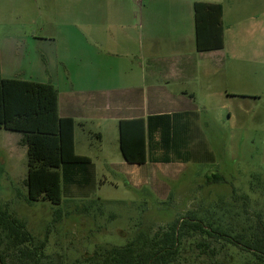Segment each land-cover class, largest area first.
I'll list each match as a JSON object with an SVG mask.
<instances>
[{"label": "crops", "instance_id": "0c3cea01", "mask_svg": "<svg viewBox=\"0 0 264 264\" xmlns=\"http://www.w3.org/2000/svg\"><path fill=\"white\" fill-rule=\"evenodd\" d=\"M196 3L222 6V48L199 50ZM0 34L2 77L57 89L59 116L75 121L78 156L124 159L121 121L184 115L177 123L188 130L182 153L165 147L155 127L147 162L118 164L134 188L148 184L145 169L216 158L200 113L216 111L222 123L228 111L230 124L232 108L264 94V21L232 12L226 0H0ZM108 133L118 137L112 149L104 144ZM88 189L66 192L76 198Z\"/></svg>", "mask_w": 264, "mask_h": 264}, {"label": "rangeland", "instance_id": "374dc122", "mask_svg": "<svg viewBox=\"0 0 264 264\" xmlns=\"http://www.w3.org/2000/svg\"><path fill=\"white\" fill-rule=\"evenodd\" d=\"M226 7L264 21V0H226ZM230 111V124H224L228 111L222 123L216 111L200 113L216 155L212 162L145 169L141 175H148V184L134 188L128 172L118 166L123 158H91L95 166L89 194H63L59 205L29 200L27 147L19 143L23 135L0 129V209L26 223L34 236L29 248H38L41 264H78L95 252L125 245L140 231L153 235L188 212L233 234L249 233L258 216L264 221V94L241 111ZM116 140L108 133L104 144L112 149ZM213 173L224 181L208 183ZM0 239L7 264L27 260L7 247L3 233ZM175 264L259 263L240 248L193 235L183 240Z\"/></svg>", "mask_w": 264, "mask_h": 264}, {"label": "trees", "instance_id": "16d2710c", "mask_svg": "<svg viewBox=\"0 0 264 264\" xmlns=\"http://www.w3.org/2000/svg\"><path fill=\"white\" fill-rule=\"evenodd\" d=\"M203 12L206 20L202 18ZM195 13L199 50L222 48V6L196 3ZM182 118L184 115L121 121L120 150L126 162L136 165L147 162L148 141L155 127L161 128L165 147L171 145L177 153H182L187 146L185 135L188 132L184 123L177 125ZM0 129L23 135L21 144L27 147L30 201L42 199L59 205L63 201V194L68 196L66 191L71 185L91 187L94 184L92 161L75 153V121L59 116L58 91L53 85L5 79L0 70ZM181 159L190 162L193 158ZM197 159L201 163L203 158ZM212 160L214 158H209L207 162ZM164 162H169V158ZM206 179L208 183L224 181L214 173ZM2 233L8 240L7 247L18 250L27 259L22 264H41L38 248L35 252L29 248V245H33L34 236L26 223L0 209ZM193 235L240 248L251 253L259 264H264V221L260 216L249 233L233 234L221 225L205 223L194 212L175 219L153 235L140 231L125 245L95 252L78 264H175L181 255L183 240ZM1 246L0 239V249ZM205 247L209 248V245ZM0 264H7L1 250Z\"/></svg>", "mask_w": 264, "mask_h": 264}]
</instances>
